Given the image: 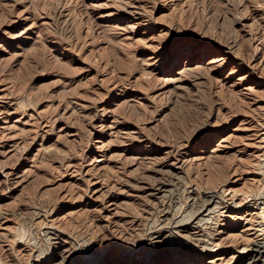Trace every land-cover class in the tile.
Listing matches in <instances>:
<instances>
[{"label":"rangeland","instance_id":"rangeland-1","mask_svg":"<svg viewBox=\"0 0 264 264\" xmlns=\"http://www.w3.org/2000/svg\"><path fill=\"white\" fill-rule=\"evenodd\" d=\"M263 239L264 0H0V264Z\"/></svg>","mask_w":264,"mask_h":264},{"label":"bare ground","instance_id":"bare-ground-1","mask_svg":"<svg viewBox=\"0 0 264 264\" xmlns=\"http://www.w3.org/2000/svg\"><path fill=\"white\" fill-rule=\"evenodd\" d=\"M162 188L163 187H160L157 191L161 190ZM246 248L247 249L249 248V249L247 250ZM243 251L246 254L243 255L244 256L243 258L242 257L240 258L238 264H264V260H263L264 259V242L259 241V240L258 241H255V242L252 243V245L243 247ZM171 262H172V260H168V262H166L165 264H169Z\"/></svg>","mask_w":264,"mask_h":264}]
</instances>
